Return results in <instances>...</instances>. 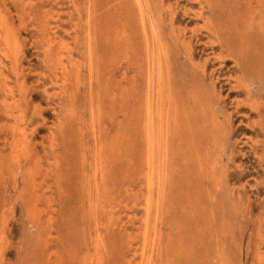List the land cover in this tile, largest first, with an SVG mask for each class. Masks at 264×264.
<instances>
[{"label": "rangeland", "instance_id": "374dc122", "mask_svg": "<svg viewBox=\"0 0 264 264\" xmlns=\"http://www.w3.org/2000/svg\"><path fill=\"white\" fill-rule=\"evenodd\" d=\"M74 2L0 0V264H82L85 255L104 264H264V0H143L158 18L155 38L169 46L183 119L197 128L167 158L149 214L144 145L128 116L145 89L142 45L141 76L133 64L137 17L128 0ZM6 32L15 37L8 52ZM70 61L79 75L68 68L64 82L56 67ZM14 124L27 138L19 163ZM206 127L216 144L201 167L190 152L204 145ZM82 152L99 167L89 181ZM95 181L105 184L97 191Z\"/></svg>", "mask_w": 264, "mask_h": 264}, {"label": "bare ground", "instance_id": "6f19581e", "mask_svg": "<svg viewBox=\"0 0 264 264\" xmlns=\"http://www.w3.org/2000/svg\"><path fill=\"white\" fill-rule=\"evenodd\" d=\"M71 1L74 2L76 0H71ZM128 4H129V8L131 9V11L132 12L134 11L135 16L137 17V25H138L137 35L138 34L141 35L140 37H139V35L138 36L134 35L131 38L132 51H133V55H134L133 56L134 57V60H133L134 63L133 64L137 68V76L138 77L142 75V72L140 70L142 69L143 66H144L143 73H145V89H144L143 97L141 99V97L138 94L135 96L136 102H137L135 105V109L131 110L128 113V116L132 117V122L135 124V128H136L137 132L141 134L142 142L144 145V154H143V158H145V160H144V179H145L146 186L148 189V198L146 201V207L145 208H146L147 213L149 214L151 212V210L153 209L154 204L156 203L157 196L159 197L161 195V192H163V189L167 183V163H168L167 158H176L178 155H181L180 153L184 152L185 148L188 147V146H186V145H188V137H190L194 133V131H197V128L194 125V123L191 121H189L188 123L187 122L185 123L186 118L184 117L185 120L183 119V110H182L183 107L178 102V100H177L178 97L176 98V91H173V88L171 87L172 73H171V62H170V60H171L170 59L171 58L170 57V49H169L168 44H166L164 42L165 40L163 41L160 38H155V34H159L158 31L161 30V28L159 29V26L157 23L158 18L152 17V15H150L149 12L147 13L146 6H145L143 0H128ZM94 5L96 6V4H94ZM198 7H199V5H198ZM197 9H199V8H197ZM204 17H205V15H204ZM90 18H91V15H90ZM206 19H207V17H206ZM88 20H90V19L88 18ZM241 22H243V21H241ZM209 26H211V25H209ZM163 37L164 36H162V38ZM214 37H216V36H214ZM3 39H4V47H5L4 49H6V51H7V49L11 50L12 46L9 43L11 40H13V42H14L15 37L12 34L10 35L8 32H6ZM15 45H16V43H15ZM141 45H142V48H141ZM139 48L142 49V51L141 50H139V51H141L142 55H143V58H142V60L144 62L143 66H139V63L141 61H139L138 59H135V56H137L136 54H138ZM246 49L248 51L251 50V48H246ZM6 51H5V53H6ZM46 52L47 53L50 52V49L47 48ZM88 54H89L88 64L90 65L91 69H93V65H94L93 52H91V50H90V52ZM187 54H186V57H187ZM256 59H258V58H256ZM60 61H62V60H60ZM76 64L77 63H71V61L69 62L68 65L65 64L64 62H60L59 66L56 67V69L65 76L64 82H66L68 79L66 76L69 77V75L71 74L69 72V69L73 70L75 77H77V75H79L78 66ZM2 68L3 67L1 66V63H0V75L2 74ZM134 82L137 83V79H135ZM4 85H5V88H4V95L5 96H4L3 102H4V107H5V113L7 114L8 117H9V115H11V117H12V116H14L13 111H11V109H9V105L6 104V100L8 98V95L9 94L12 95V89L9 88L6 83ZM66 85H67V83L63 84L64 87ZM136 87L137 86H134V89ZM231 94H233V93H231ZM237 119H238V117H237ZM234 122H235V120H234ZM205 124L207 125V123H205ZM11 130H12L13 136L22 137V139L21 138H14L15 141L17 142L18 140L21 139L24 143V146L21 149L20 153L16 154L17 156H16L15 161L17 163H19L22 159V158H20L21 156H27V150H26L27 148H26V144H25L27 138L25 136L23 128H22V130H18L14 124V126L11 127ZM238 134L240 135V133H238ZM239 135H237V136H239ZM100 136H101L100 132H99V134L98 133L95 134L96 138H100ZM202 140H203L204 145L202 147H200V149L198 148L197 150H192L190 152V154L192 156H195V158H198L197 161L201 167H203L204 165L209 163L210 158H212L211 151H212V148L216 144V135H215L214 129L211 127L204 128V130L202 131ZM191 144H192V142H191ZM13 147H15V146H13ZM16 147H17V145H16ZM82 154H83L82 155L83 158H82L81 170H82V173L84 174V176L86 177L87 181H89L88 171L90 172V171L94 170V174L93 175L89 174V175H90V177L96 176V172L99 170L98 169L99 167H98V164L95 163L97 161L91 160V162H90V160L85 157L83 152H82ZM245 159H246V157H245ZM57 180H58V178H57ZM104 180L105 179L103 177L102 181H104ZM90 182H91V180H90ZM104 184L105 183H98L97 181H95L94 187L98 191ZM90 185H92V184H90ZM147 233L148 232L146 230V232H144L143 235L146 236ZM145 254H146L145 247H142L141 255L143 258L145 256ZM40 257L42 258L43 256H40ZM87 258H88V255H85V257H83L82 264H104V262H102L101 258L98 260H93L91 258L87 259ZM44 264H45V261H44ZM129 264H132V263H129ZM140 264H143V262Z\"/></svg>", "mask_w": 264, "mask_h": 264}]
</instances>
